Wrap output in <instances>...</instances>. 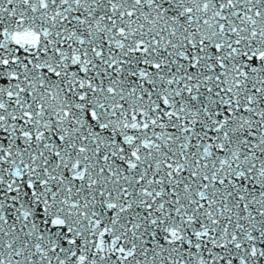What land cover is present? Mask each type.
Returning a JSON list of instances; mask_svg holds the SVG:
<instances>
[{
  "label": "snow or ice",
  "instance_id": "snow-or-ice-1",
  "mask_svg": "<svg viewBox=\"0 0 264 264\" xmlns=\"http://www.w3.org/2000/svg\"><path fill=\"white\" fill-rule=\"evenodd\" d=\"M0 264H264V0H0Z\"/></svg>",
  "mask_w": 264,
  "mask_h": 264
}]
</instances>
